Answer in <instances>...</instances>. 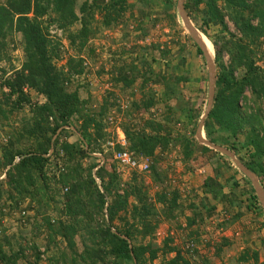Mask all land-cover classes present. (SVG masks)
<instances>
[{"label":"trees","instance_id":"16d2710c","mask_svg":"<svg viewBox=\"0 0 264 264\" xmlns=\"http://www.w3.org/2000/svg\"><path fill=\"white\" fill-rule=\"evenodd\" d=\"M138 2L148 6L150 0ZM164 3L168 11L176 7V0ZM78 6L80 13L76 11ZM130 8L127 0H83L81 4L80 0H5L0 4V51L9 39L20 35L25 55L22 68L8 77L3 72L0 85V124L9 123L12 132V141L0 146V169L6 171L0 183V207L4 209L8 200L18 206L30 199L35 227L40 233H48L45 253L27 239L14 249L10 238L3 234L0 264H19L30 255L39 264L42 255L53 248L57 252L48 257L51 264H152L160 255L166 258L170 254L174 257L163 264H194L172 245L171 239H166L162 248L154 242L160 214L157 205L162 206L161 213L168 221L174 220L181 208L179 193L166 191L163 186L167 176L155 159L159 148L166 151L175 140L173 130L167 126L171 118L148 119L141 129L123 126L126 149L137 159H154L151 177L163 191L156 194L154 204L141 175L133 172L123 185L117 167L100 166L93 157L102 155L103 145L113 140L105 131V117L114 104L106 100L99 112L91 111L78 86L71 87L72 77L85 72L82 53L90 39L103 28L116 27ZM185 8L193 21L202 19L199 31L207 37L211 38L207 31L210 24L222 28L216 38H211L217 75L214 104L204 128L206 138L237 154L240 149L246 150L250 158L246 166L264 181V67L259 65L264 61V0H185ZM98 14L103 16L101 28ZM170 17L176 23L177 18ZM227 19L237 35L229 31ZM52 26L63 31L76 53L66 68L57 67L62 57L58 42L50 37ZM75 26L80 28L74 31ZM198 52L203 55L199 48ZM120 76L114 81L127 87L135 83L123 72ZM163 80L167 83L169 79ZM30 91L45 102L33 103ZM112 96L110 93L109 98ZM156 105L152 96L132 108L149 113ZM26 108L29 115L21 119L19 126L13 125L11 116ZM187 118L191 121L194 116ZM75 134L78 142L69 143L68 138ZM241 135L243 143L238 142ZM176 142L184 146L187 159L198 147L203 153L211 151L187 136ZM116 150L123 148L117 145ZM247 182L251 181L247 178ZM216 194L218 199H225L220 191ZM5 195L7 200L1 204ZM251 199L263 215L253 188ZM58 240L66 244L65 251L58 253ZM252 257L258 261L257 253ZM242 259L245 262L250 258L243 255Z\"/></svg>","mask_w":264,"mask_h":264},{"label":"rangeland","instance_id":"374dc122","mask_svg":"<svg viewBox=\"0 0 264 264\" xmlns=\"http://www.w3.org/2000/svg\"><path fill=\"white\" fill-rule=\"evenodd\" d=\"M127 1L131 8L117 26L111 29L103 28L90 39L87 49L82 53L85 72L81 76L72 77V89L78 86L81 98L88 102L87 106L91 111L99 112L106 100L111 105L114 104L105 117V131L112 141L119 140L122 135L125 137L124 125H136L141 129L148 119L160 121L167 116L171 118L172 122L167 126L173 130L175 140L166 151L159 148L155 159L167 176L163 186L166 191L179 193L181 208L178 216L168 221L161 213L162 206L157 205L160 214L156 221L158 228L154 242L158 247L162 248L164 241L171 239L172 245L194 264H264V211L261 215L259 205L251 199V190L254 189L252 182H247L245 175L229 157L211 148L208 153H203L201 147H198L193 157L187 159L184 146L176 142L187 136L200 146H205L198 141L197 133L208 110L210 89L209 71L204 56L199 54V47L179 18V0H176V7L169 11L166 9L165 0H150L148 6L138 0ZM4 2L5 0H0V4ZM82 2L83 0H80V4ZM76 11L80 13L79 6ZM171 15L177 18L176 23ZM187 15L199 31L202 19L193 21L188 12ZM97 20L100 21L101 28L103 16L98 14ZM226 22L229 31L237 35L234 25L228 19ZM79 28L80 26H75L73 30ZM221 30L218 24H210L207 28L211 38H216ZM49 33L51 39L57 41L60 46L62 59L57 62V67L66 68L69 58L74 57L76 53L63 31L52 26ZM200 33L213 48V60L216 54L211 38ZM24 61L21 36L15 35L7 41L6 48L0 51V85L3 72L7 73L5 77L12 75L22 68ZM259 65L264 67V61H260ZM120 72L135 83L127 87L124 83L114 81L121 77ZM164 77L169 79V89L163 80ZM173 91H176L175 97L171 95ZM110 93L113 94L112 98H109ZM29 95L33 103L45 102V99L34 91H30ZM152 96L157 105L149 113L133 110V104ZM26 115H29L28 108L11 116V123L19 126L21 119ZM188 115H193L194 119L189 121ZM209 115L204 119V128ZM8 124H0V146H7L12 141L11 127ZM195 124L198 126L192 134ZM76 125L79 127V124ZM204 128L200 133L201 138L203 137L202 140L199 138L201 142L208 140ZM78 137L77 134L72 135L68 142L77 143ZM238 142H244L242 135ZM108 143L103 145L102 155L94 154L93 157L98 159L96 163H100V166L106 164L108 169H112L118 166ZM22 144L27 146L28 143ZM218 146L234 153L236 159L248 169L246 164L250 158L246 150L240 149L237 154L226 146ZM153 163L154 159H150L151 166ZM5 172L0 169L1 176L5 175ZM138 174L143 178L150 201L157 204L155 196L163 192L162 187L154 183L150 171ZM132 176L133 172L120 177L122 184L129 182ZM97 181L101 185L100 181ZM259 181L264 188V181ZM4 189H7V186ZM218 191L224 194L223 201L216 197ZM5 200L6 195L1 204ZM15 204L8 200L4 209L0 207V236L5 234L9 237L14 249H18L17 245L27 239V242L36 243L41 253H45L48 233H40L35 227L33 202L26 199L18 206ZM11 205L16 207L9 208ZM77 241L81 249L79 239ZM149 241L150 239L145 244ZM56 244L58 253L66 250L63 241L58 240ZM56 252L53 248L47 255L43 254L39 264H51L48 257ZM254 253L258 254V261L252 257ZM243 255H248L250 259L242 262ZM173 257V254L166 258L160 255L152 264H163ZM61 263L63 264L62 261L59 264ZM19 264L36 263L34 256L30 255L28 260H21Z\"/></svg>","mask_w":264,"mask_h":264},{"label":"water","instance_id":"95a60500","mask_svg":"<svg viewBox=\"0 0 264 264\" xmlns=\"http://www.w3.org/2000/svg\"><path fill=\"white\" fill-rule=\"evenodd\" d=\"M178 13H179V18H181L182 22L184 23L183 27H185V29L189 32L190 36L192 37V39L194 40L196 45L202 51L203 56L205 58V61L207 63L208 71H209L210 89H209L208 110L206 112V115L203 118L202 123L200 124L199 130L197 133V139L201 144H203V145L205 144V146H207L208 148H211V149L221 153L222 155L229 157L230 159H232L237 164L239 170L252 182L254 190L256 191L257 196H258V198L262 204V207L264 208V188L261 185V182L259 181V179L249 169H247L244 165H242L236 159L234 153L228 151L227 149H225L223 147L215 145L208 140L204 141V142H201L199 140L200 133L204 128V119L210 114V112L213 108V104H214L215 92H216V75H217L216 74V64H215V58L213 60L210 58L209 54L205 50V47L203 46L202 42L198 38V36H197L198 29H196L194 27L193 23L191 22V20L189 19L188 15H187L185 5H184V0H179Z\"/></svg>","mask_w":264,"mask_h":264},{"label":"built area","instance_id":"2783aa9c","mask_svg":"<svg viewBox=\"0 0 264 264\" xmlns=\"http://www.w3.org/2000/svg\"><path fill=\"white\" fill-rule=\"evenodd\" d=\"M117 145H120L123 150L117 151ZM108 146L112 151L113 159L117 163L118 174L122 175V177H125L126 174L131 172H137L141 174L148 173L150 171V159H137L133 153L126 149L127 143L125 138H120L117 141H111L108 143ZM3 179H5V175H0V181Z\"/></svg>","mask_w":264,"mask_h":264},{"label":"bare ground","instance_id":"6f19581e","mask_svg":"<svg viewBox=\"0 0 264 264\" xmlns=\"http://www.w3.org/2000/svg\"><path fill=\"white\" fill-rule=\"evenodd\" d=\"M197 32H198V33H197L198 38H199L200 41L202 42L203 46L205 47V50L207 51V53L209 54V56H210V58H211V54H212V52H213V48H212L211 44L209 43L208 40H206V39L203 37V35H202L199 31H197ZM199 138H200L201 140L203 139V137L201 138V136H199Z\"/></svg>","mask_w":264,"mask_h":264},{"label":"crops","instance_id":"0c3cea01","mask_svg":"<svg viewBox=\"0 0 264 264\" xmlns=\"http://www.w3.org/2000/svg\"><path fill=\"white\" fill-rule=\"evenodd\" d=\"M122 136H123V135H122ZM122 136H121L120 138H125L124 136H123V137H122ZM125 140H126V139H125ZM222 196H224V194H223V193H222ZM220 199H221V198H220ZM221 200L223 201V199H221ZM260 203H261V202H260Z\"/></svg>","mask_w":264,"mask_h":264}]
</instances>
